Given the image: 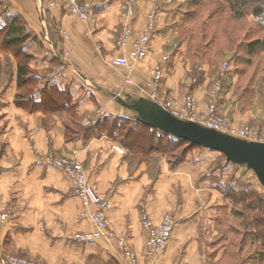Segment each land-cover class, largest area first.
I'll use <instances>...</instances> for the list:
<instances>
[{"label":"crops","instance_id":"obj_1","mask_svg":"<svg viewBox=\"0 0 264 264\" xmlns=\"http://www.w3.org/2000/svg\"><path fill=\"white\" fill-rule=\"evenodd\" d=\"M87 1L93 6L87 21L66 14L60 7L51 10L54 24L50 25L49 32V28L45 27L50 42L45 39L43 24L37 20L35 8L33 10L30 5L26 8L18 0H2L0 3V30L10 17L20 15L33 35L25 44V51L38 59L30 64L31 68L44 69L50 59H56L58 52L68 53L72 67L84 78L89 91L86 93L92 95V98L86 94V98L76 96L73 99L80 100L78 111L83 125L91 123V113H98L96 109L106 115L122 114L123 109L115 101L116 96L143 101L160 95L170 99L183 92V86L178 85L181 82L179 78L184 75L180 65L175 75L165 73L160 86L152 84L151 69L170 41L165 33L163 16L158 21L148 58L136 64L130 72L114 64L113 60L126 53L139 36L138 33L142 32L145 25L143 14L146 11L144 0L136 6L132 23L134 36L129 39L125 51L117 47L122 35V6L125 0ZM5 57L14 59L11 53L0 50V59ZM72 67L63 70L62 74L56 72L61 78L57 84L60 90L68 89L61 83L68 78L80 82ZM128 74L132 78L131 84L125 83ZM44 86L45 89L52 88L48 84ZM70 90L73 95L77 93L72 86ZM21 92L25 93L17 86V73L10 86H0V209L11 211L13 217L10 224L0 228V253L12 250L25 252L29 258L39 259L43 264H88L92 257L107 253L108 248L103 241L82 242L73 239L78 234L94 232L95 226L89 219L81 217L83 201L75 195L70 180L48 164L52 156H66L80 161L89 172L98 193L111 200L113 228L119 234L128 236L132 249L139 256V264L145 261L152 264L151 258H144L143 215L151 212L158 220L162 218L163 211L174 210L177 189L181 186L194 189L195 178L200 174L197 172L204 169V162L188 161L176 170L162 163L158 181L154 184L150 175L143 172V164L139 168H132L116 150L121 145L108 137L68 141L64 119L66 111H31L18 107L16 97ZM195 94L199 103L203 104L206 95H201L200 91ZM35 101H40L39 96ZM224 101L221 104L224 105ZM59 104L62 105L61 102ZM151 186L155 198L143 205L146 190ZM165 198L169 199L165 201ZM155 209L161 213L155 212ZM174 237L168 254L160 258L157 264H170L181 258L177 253L188 243V239L182 238L178 232ZM112 255L118 261L116 251Z\"/></svg>","mask_w":264,"mask_h":264},{"label":"rangeland","instance_id":"obj_2","mask_svg":"<svg viewBox=\"0 0 264 264\" xmlns=\"http://www.w3.org/2000/svg\"><path fill=\"white\" fill-rule=\"evenodd\" d=\"M18 1L24 7L28 8V5H30L36 11L39 7L38 0ZM48 1L44 0L46 6ZM84 1L90 3L87 0ZM127 1L125 0V4L122 6V35L124 27L130 24L133 29L132 36H134L135 29L132 23L136 7L134 15L127 16L125 14ZM1 2L2 0H0ZM142 2L143 0H138L136 6L141 5ZM143 6L146 9L143 14L145 25L142 32L138 33V37L145 32L150 14L156 13L155 31L158 28L159 19L163 16L166 25L165 33L170 37V41L166 43L168 46H166L157 62L162 60L164 56H170L166 73H169L170 76L175 75L179 65L184 72V75L179 78L181 82H178V85L183 86V92L179 96L170 99L161 95L151 96L145 100H152L163 106L171 104L170 106L180 118L188 121L193 119V122L197 124L208 125L215 121L220 132L233 137L238 138L235 130L250 129L253 134H256L255 142L264 143V0H238L232 3H227L225 0H144ZM50 13L51 10H48L46 14L49 22L46 24L47 29L48 24L49 27L54 24ZM35 15H37V20L42 23L38 11ZM5 16L7 17V15ZM50 40L49 37V42ZM119 41L117 47L121 49ZM0 50H6V48L0 47ZM121 51L123 50L121 49ZM58 53L56 55L57 59L54 57L52 60L50 59L51 61L49 60L44 69L31 68L34 71V77L24 88V94L28 97L33 96V98L39 96L41 99V92L45 90L44 85L54 86L56 84L57 86L61 78L60 75H56V72L63 73L62 70L60 71L62 62L65 61L67 66H73L67 58L68 55L64 56L65 51ZM59 58L63 61L60 62ZM37 60L34 57L31 63ZM225 63H228L227 70L223 69ZM16 66L15 60L11 57L0 59V86H10L12 84L17 73ZM73 69L80 82L67 77L68 80L61 83L68 86V92L72 97V106L77 107L76 104L80 103V98H86V96L92 98V95L88 94L89 91L84 84V78L75 68ZM165 76L164 74V78ZM217 83L221 84V91L219 92L216 109L212 112L210 109V95ZM160 84L161 82L159 85H153L160 86ZM71 86L77 92L75 95L70 90ZM198 91L201 95H206L203 104L199 103V99L195 94ZM156 93L157 91H155ZM76 96L79 99L73 100ZM187 96L192 98L195 105L194 108L189 110L184 107V99ZM115 99L119 107L123 109L122 114L101 115L102 110L96 109L98 113H91V123L87 125H83L82 116L77 109L75 110V117H72L69 113H64V119L66 118V124L70 129V136L73 138L75 134H80L81 139L88 141L83 138L84 131L89 127L96 126L98 120L101 121L105 118L113 120L114 118L123 117L135 121L141 119L137 112L123 107L118 102L120 98L116 96ZM120 100L127 103H133L134 101L123 98ZM222 100H225L224 105L221 104ZM113 134L119 136L121 131L115 130ZM148 134L151 138V133ZM103 135L107 136L108 133L104 132ZM153 135L164 141L163 146L168 151H162L161 153L152 151L147 156L133 154L122 146H117L116 150L123 149L125 151L121 155L125 157L132 168H139V165L143 164V172L150 175L154 184L158 181L157 177L162 163L168 164L171 170H176L188 161L191 163L198 161V163L204 162V169L197 172L200 174L195 178L194 189L184 188L183 186L177 189L174 210L163 211L162 218H158V220L153 217L151 212L143 215V219L147 216L155 225L161 224L166 216H171L175 222L168 248L164 252L156 253L147 247V232L143 228L142 219L141 224L146 242L144 258H151L153 260L152 264H157L160 258L168 254L175 239L174 236L178 232L182 235V238L188 239V243L178 251L177 256L181 257L178 259L179 261L175 260L170 264H264V186L256 173L246 165L229 162L220 152L191 143H184L181 147H178L177 138L174 139L175 136H170V139H168L167 136L160 133ZM117 142H119V139H117ZM152 146L153 148H159L158 145ZM68 158L72 157L52 156L49 158L48 164L62 172L54 167L51 161ZM87 173L89 174L88 171ZM64 176L66 175L64 174ZM88 178L91 179V176L88 175ZM68 179L73 186L71 179ZM152 186L146 190L143 205L150 203L155 195ZM73 191L75 193L74 186ZM96 192L103 200L109 201L112 205L109 198L103 197L98 191ZM75 195L77 194L75 193ZM167 199L169 198H165V201ZM83 209L81 217L89 219L95 226V231L78 234L73 236V239L82 242L103 241L108 248L106 254L101 253L96 257H92L88 264H121L113 245L115 239L111 241L101 236V232L98 233L97 225L89 217L92 212L97 211L98 207L94 204L86 207L83 203ZM0 211L2 214L8 215L5 221H0L1 228L3 225L10 224L13 217L11 211L1 209ZM110 211L106 210L105 212V216L110 219L107 233L112 230L118 237H124V234H119L114 230ZM154 211L161 213L158 209ZM125 237L129 242L128 236ZM129 245L132 249L130 243ZM111 250L116 251L118 261L115 260L116 256L112 257L114 254L112 255L113 251L110 252ZM132 251L136 254L137 264H139V256L133 249ZM3 254L4 257L25 260L30 264H43L39 259L29 258L25 252L12 250V252ZM0 264H2L1 255ZM144 264L151 263L145 261Z\"/></svg>","mask_w":264,"mask_h":264},{"label":"built area","instance_id":"obj_3","mask_svg":"<svg viewBox=\"0 0 264 264\" xmlns=\"http://www.w3.org/2000/svg\"><path fill=\"white\" fill-rule=\"evenodd\" d=\"M138 0H128L126 4L125 14L127 16H133L135 13V7ZM39 7L37 8L39 17L42 19V24L44 27L45 32V39L49 40V35L46 36L45 27L47 24L46 14L48 10H52L54 8L60 7L66 14L76 17L78 19L87 21L90 18L92 13L93 6L92 4L84 1V0H49L46 6L44 0H38ZM130 19L129 17H127ZM156 27V13L153 12L149 15V22L147 24L145 32L135 39L132 43L131 48L126 53H121L119 57L113 60L114 64L127 68L130 72L133 71L136 64L141 63L142 61L148 58L150 53V47L152 42V37L155 32ZM133 35V29L131 28L130 24L124 27L123 35L119 41L120 48L125 51L128 46V41ZM68 53L65 52L64 56H67ZM61 61V58H59ZM63 61V60H62ZM61 61V62H62ZM170 62V56H164L162 60L154 64L153 68L151 69L152 74V84L158 85L163 79L164 74L166 73V67ZM66 62H62V68L60 71L69 68ZM66 67V68H65ZM228 63H225L223 66L224 70H227ZM126 83L131 84L132 78L131 75H126ZM221 91V84L217 83L210 95V109L213 112L216 109L218 103V96L219 92ZM184 104L186 109L194 108V104L192 98L187 96L184 99ZM171 104L161 105L165 110L169 111L173 116L177 117L178 119L184 120L180 118L178 114L173 110ZM105 112L101 111V115H104ZM188 121V120H184ZM191 121V120H189ZM193 122V119L192 121ZM202 125V124H200ZM209 129L218 130L217 123L215 121L212 124L202 125ZM236 135L239 139L253 141L255 142L256 134H253L252 130L244 129L235 130ZM231 136V135H230ZM237 138V137H236ZM120 154H124L125 151L122 149H117ZM51 164L61 170L68 178L71 179L75 193L82 199L84 205L89 207L91 204L98 207L95 213H91L89 217L95 222L97 225L98 233L101 232V236L105 237L113 241V245L115 250L118 253L119 261L121 264H137L136 254L130 248L129 242L127 238L118 237L111 229V232L107 233V229L110 225V219L105 216L106 210H111L112 205L110 202H106L103 200L98 194L97 190L92 183L91 179L88 178V173L84 168L83 164L75 159L68 158V159H58L51 161ZM8 218L7 214H2L0 211V221H5ZM175 222L171 216H166L161 224L155 225L152 221L146 216L143 219V228L145 232H147V247L156 253L164 252L170 243L172 238V231ZM118 237V238H117ZM1 252V248H0ZM2 257V264H30L25 260H20L16 258H7L4 257L3 253H0ZM4 257V258H3Z\"/></svg>","mask_w":264,"mask_h":264},{"label":"trees","instance_id":"obj_4","mask_svg":"<svg viewBox=\"0 0 264 264\" xmlns=\"http://www.w3.org/2000/svg\"><path fill=\"white\" fill-rule=\"evenodd\" d=\"M227 3H232L238 0H225ZM47 23L48 20H47ZM48 28L50 30L49 24ZM32 34L28 31L25 20L20 15H13L9 18L8 23L0 30V47L6 48L5 51L11 53L14 56L16 62V71H17V86L19 89L26 88V85L33 80L34 72L31 70L30 64L34 56L25 51V44L29 39L32 38ZM57 59V58H56ZM61 62V61H60ZM42 98L39 102L35 101L33 96H27L23 92L18 94L16 97V105L18 107H23L25 109L34 111L37 109H50V110H64L66 113L75 117V110H78V104L72 106V97L70 92L67 90H60L56 85L52 86L50 89L42 90ZM28 97V98H27ZM59 102L62 103L59 104ZM72 106V107H71ZM74 114V115H73ZM105 118L103 120H98L96 126L89 127L84 131L83 138L89 140L92 138H98L104 136L103 133L106 132L110 140L117 142L123 148L127 149L133 154H143L150 155L152 151L161 153L162 151H168V149L163 146L164 141L162 139H157L153 134L160 133L163 136H167L170 139V136L173 135L164 132L158 128L151 127L145 123H142L140 120H133L131 118ZM123 123L124 125H122ZM67 127V139L72 141L74 139L80 138V134H75L72 138L70 136L69 126ZM115 130L121 131L119 136H114ZM150 137L149 138V134ZM174 137V136H173ZM175 137L174 139H176ZM178 147H181L184 143H191L185 141L181 138H177ZM192 144V143H191ZM152 145H158L159 148H153ZM200 147V146H199Z\"/></svg>","mask_w":264,"mask_h":264},{"label":"water","instance_id":"obj_5","mask_svg":"<svg viewBox=\"0 0 264 264\" xmlns=\"http://www.w3.org/2000/svg\"><path fill=\"white\" fill-rule=\"evenodd\" d=\"M119 103L137 112L142 123L158 128L193 145L220 152L229 162L248 166L264 186V143L247 141L173 116L152 100Z\"/></svg>","mask_w":264,"mask_h":264}]
</instances>
